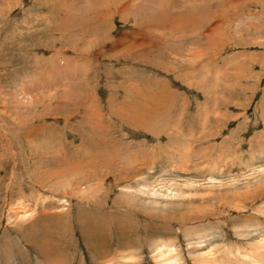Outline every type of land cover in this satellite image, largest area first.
I'll return each mask as SVG.
<instances>
[{
	"label": "rangeland",
	"instance_id": "1",
	"mask_svg": "<svg viewBox=\"0 0 264 264\" xmlns=\"http://www.w3.org/2000/svg\"><path fill=\"white\" fill-rule=\"evenodd\" d=\"M246 253L264 260V0H0V264Z\"/></svg>",
	"mask_w": 264,
	"mask_h": 264
},
{
	"label": "bare ground",
	"instance_id": "2",
	"mask_svg": "<svg viewBox=\"0 0 264 264\" xmlns=\"http://www.w3.org/2000/svg\"><path fill=\"white\" fill-rule=\"evenodd\" d=\"M253 253V252H252ZM127 256V255H126ZM242 258H244L243 260V264L245 263V262H249L250 264H256V263H254V260L256 261V262H261V261H264V260H261L260 259V257H256V256H253L252 254H248L247 255V253L242 257ZM247 260V261H246Z\"/></svg>",
	"mask_w": 264,
	"mask_h": 264
}]
</instances>
